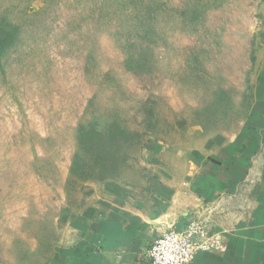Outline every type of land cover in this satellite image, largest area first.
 <instances>
[{"label": "rangeland", "instance_id": "374dc122", "mask_svg": "<svg viewBox=\"0 0 264 264\" xmlns=\"http://www.w3.org/2000/svg\"><path fill=\"white\" fill-rule=\"evenodd\" d=\"M0 43V264H46L111 191L248 126L264 0H0ZM92 128L129 159L104 180Z\"/></svg>", "mask_w": 264, "mask_h": 264}, {"label": "crops", "instance_id": "0c3cea01", "mask_svg": "<svg viewBox=\"0 0 264 264\" xmlns=\"http://www.w3.org/2000/svg\"><path fill=\"white\" fill-rule=\"evenodd\" d=\"M261 73L248 126L210 156H182V167L169 169L159 159L164 167L156 163L155 174L111 191L102 210L92 206L79 217L46 264H149L158 237L197 219L223 245L192 264H264V63Z\"/></svg>", "mask_w": 264, "mask_h": 264}, {"label": "built area", "instance_id": "2783aa9c", "mask_svg": "<svg viewBox=\"0 0 264 264\" xmlns=\"http://www.w3.org/2000/svg\"><path fill=\"white\" fill-rule=\"evenodd\" d=\"M223 238L211 234L203 219L190 222L184 230L171 229L158 237L149 250V264H192L198 253L221 250Z\"/></svg>", "mask_w": 264, "mask_h": 264}, {"label": "trees", "instance_id": "16d2710c", "mask_svg": "<svg viewBox=\"0 0 264 264\" xmlns=\"http://www.w3.org/2000/svg\"><path fill=\"white\" fill-rule=\"evenodd\" d=\"M2 43V42H1ZM0 43V44H1ZM119 132V131H117ZM118 133L107 134L99 131V129H90L89 131H82V141L81 146L86 153L89 152L93 159L95 160V164L99 163V160H104L105 162L101 166V168H95L98 171V179L104 180L112 176L115 171H118L126 162L129 161L128 156L125 157V152L123 151V146L120 143V138L117 137ZM130 149L133 148L131 144ZM107 149H110V153L107 152ZM130 151L129 149H127ZM109 154V156H106ZM120 156V157H119ZM124 157V158H123ZM99 161V162H98ZM78 166V163L75 162V166ZM80 167V166H79Z\"/></svg>", "mask_w": 264, "mask_h": 264}]
</instances>
